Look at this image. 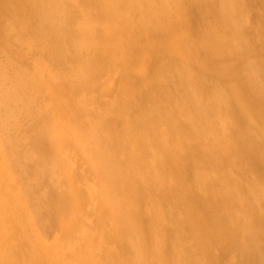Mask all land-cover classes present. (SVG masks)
<instances>
[{
    "label": "bare ground",
    "instance_id": "obj_1",
    "mask_svg": "<svg viewBox=\"0 0 264 264\" xmlns=\"http://www.w3.org/2000/svg\"><path fill=\"white\" fill-rule=\"evenodd\" d=\"M6 15L0 53L14 55L3 70L15 85H0V119L13 122L0 138L22 152L12 166L31 182L56 140L105 190L89 222L111 246L67 232L95 248L89 260L71 245L69 264H264V0H0ZM33 54L49 61L31 79ZM104 71L113 83L99 90ZM40 186L25 191L48 224L56 205L77 209L54 185L33 197ZM16 226L0 202V264H46L24 252L14 263Z\"/></svg>",
    "mask_w": 264,
    "mask_h": 264
},
{
    "label": "rangeland",
    "instance_id": "obj_2",
    "mask_svg": "<svg viewBox=\"0 0 264 264\" xmlns=\"http://www.w3.org/2000/svg\"><path fill=\"white\" fill-rule=\"evenodd\" d=\"M17 21L21 22L20 18H18ZM8 22L14 23L13 17H11V15L4 16L2 18V20H0V25L2 27H5L6 25H8ZM21 51H24V50L21 49ZM13 57H14V55L11 53H10L9 57L6 56V54L0 53V85H2L3 90L9 89L12 87V85H15L14 80L11 79L14 77L12 72H10V70H8V71H6L5 69L3 70L4 62H5V64H7L9 62V59L14 60ZM48 61H49L48 56H44L43 59L41 60V58H39L35 54L29 55L28 63H24V64H26L24 66V68L26 71H28L31 79H33L32 74L35 75L36 71L44 68V66L46 64L48 65ZM110 73H111V71H104V74L103 75L101 74L100 77L97 79L96 85H97V88L99 90H103V88H106V87H108V85L111 84V82H112L111 79L108 78L107 76H105L107 74L109 75ZM105 77H107V78L104 79ZM21 86L25 87V83H22ZM5 90H4V92H5ZM1 94H2V91H1ZM31 94L33 96H36L35 92L31 93ZM14 95H15V93H14ZM14 98H16V97L14 96ZM28 98L29 99L31 98V96L29 94H28ZM37 99L39 100L38 97H37ZM0 108L4 109V107H3V95L0 96ZM0 125L4 126V127H8L9 125L12 126L13 125L12 119H10L8 121H3L0 119ZM56 142L58 143V141L55 140L54 143L52 144L51 152L53 153L52 155H54L57 158H55V161H54V158H48L44 161V163H41L39 165L34 164L33 166H31L30 171H32V174L30 176L33 175V177H32L33 180L30 182L29 179L27 180L25 178V176L22 174L23 166H20V169H19L18 165L13 164V166H12L13 161H11L10 156H12L13 152H16L18 159H20V156H21L20 153L22 154V152L18 151V149H15L17 146H15L13 148H10L8 146L4 147V145L1 144L2 140L0 138V175H1V179H0V202L3 203L5 211L9 217V220H11V222L13 223V226H16V224H17V226H16L17 229L14 232L15 236L14 237L12 236L13 238H11L13 240L15 238V245L13 246V244L10 243L11 241L8 242L10 244V245H8V243H7L8 239L7 238H6L7 239L6 242H5V240H3V243L5 242L6 245H5V243L2 245H5L6 248H8V249L10 246L14 247L12 250L11 249L8 250L9 253H10V251H12L10 254L14 253L13 254L14 255L13 257H15L14 263H20L23 260L25 261V258L22 257V256H24V255H22V253L24 252V254L30 253V255H32L34 253L36 255V253H37V255L39 254L40 257L42 258V260H44L46 262V264H48L44 254H43V251H46L47 253H50L54 257L58 256L57 260L60 263L69 264V259L64 255H66L68 253L71 245L75 246V249H76V247L78 249H80V251L83 253V255L87 258L89 257L88 259L90 260L91 256H94L93 253H95V251H94L95 248L90 247L89 245H85V244H84L85 248H83V244H81L82 245V248H81L80 246L74 244L73 243L74 240L70 237L71 235L69 236V234L70 233L72 234L73 232H74L73 233L74 235L77 234L79 236H83L86 238L88 237V240H96V239L98 240L99 239V240L103 241L105 245L108 244L107 247L111 246V243L108 242V239L111 236L110 234L107 233L108 231L106 232L105 229H104L105 231L103 229L101 231L99 229L100 228L99 226H98V228H97V226H94V225L92 227L90 225V222H89L91 220V218L93 219V218L98 217V215H97L98 212H97L96 207H95L96 203L93 202L92 200L96 201L97 196L103 194L105 192V190L101 189L100 185L97 182H94L95 181L94 177L96 176L95 173H93L92 171H88L85 168V166H82L83 162L81 163V160L78 158V156L75 157V155H77L78 153L74 151L75 150L74 145L73 146L67 145L68 148L67 147H64V148L60 147L59 148V143L56 145ZM84 143H85V141H84ZM70 147H72V148H70ZM63 149H64V151H63ZM61 155H63V156H61ZM34 157L33 158L36 160L37 157L36 156H34ZM68 157H70V163H71V160L72 161L74 160L73 163L69 164V162H68L69 158ZM75 158H76V160H75ZM57 161H58V163H57ZM87 163L93 164V163H96V160L93 156H91L90 159H88V161L86 162V164ZM86 164L84 163V165H86ZM72 165H74V166H72ZM79 165H81V166H79ZM54 166H57L58 168L54 167ZM59 167L61 169L64 168L66 174L62 173L60 171ZM81 167H84V170ZM41 169L44 170V174H40L39 171ZM71 169H73V171H71ZM77 169H79V170H77ZM75 171L81 172V176L80 177L74 176L73 173ZM25 172H27V171H25ZM67 172L69 173L70 176L68 175ZM88 172H90V173H88ZM27 173H29V172H27ZM101 174H102L101 175L102 178L104 180H106V173L101 172ZM59 175H60V177H58ZM65 177H66V179H65ZM28 183L41 185L40 186L41 188H39L38 190H35L31 194H33V197H35V195L39 194L40 199H44V200H45V197H43L44 193L42 194V192L45 188L43 187V185L48 184V187H53V185L57 186L58 188H60L61 191L62 190L64 192L66 191L68 198L70 197L72 199V201H74V203L78 205L77 209L75 211L72 210L71 212L70 211L64 212L62 207H58L56 205V207H55V209H56L55 215L56 216H54V222L48 224L47 220L45 219L47 217V214L46 213L41 214V212L37 213L35 211V208L29 202L28 197H29L30 193H27L25 191ZM64 183H65V185H64ZM70 189H72V190L75 189L77 191L79 189L80 193L77 191L75 193H72V192H70L71 191ZM106 192H108V191L106 190ZM109 192H112V191H109ZM34 193H37V194H34ZM73 194H74V197H73ZM75 194L77 195V197ZM84 197H85V199H84ZM86 198L89 199L88 203L85 202ZM80 199H82V200H80ZM44 204H47V202L44 201L43 205ZM92 208H93V210H92ZM32 210H33V212H32ZM95 214H96V216H95ZM19 223H20V225H23V227L25 229L22 226H19ZM67 232L68 233L70 232V233L68 234ZM51 236H53V237H51ZM11 239H9V240H11ZM55 239H57V240H55ZM88 243H89V241H88ZM16 244L23 245L24 251L15 250ZM35 250L38 252H35ZM17 251L19 253L20 252H22V253L18 254ZM15 253H17V255ZM20 255H22V256H20ZM37 255L35 257H37ZM0 257H1V260H3V256L1 255V252H0ZM36 259H38V257ZM8 261H9V259H8ZM26 262H27V259H26ZM30 263L31 262H28V264H30ZM33 264H34V262H33ZM35 264H37V263H35ZM96 264H107V263L103 259H100V261L98 260V262Z\"/></svg>",
    "mask_w": 264,
    "mask_h": 264
}]
</instances>
